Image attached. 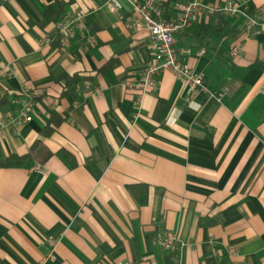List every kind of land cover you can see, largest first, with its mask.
<instances>
[{"label":"crops","instance_id":"obj_1","mask_svg":"<svg viewBox=\"0 0 264 264\" xmlns=\"http://www.w3.org/2000/svg\"><path fill=\"white\" fill-rule=\"evenodd\" d=\"M106 1L0 0V161L30 153L0 166V264H264V0H201L243 13L175 33L195 97L170 70L131 85L153 50L128 0ZM176 2L157 0L163 19Z\"/></svg>","mask_w":264,"mask_h":264},{"label":"built area","instance_id":"obj_2","mask_svg":"<svg viewBox=\"0 0 264 264\" xmlns=\"http://www.w3.org/2000/svg\"><path fill=\"white\" fill-rule=\"evenodd\" d=\"M128 2L132 10L130 20L126 23V26L136 31L145 30L153 50L151 59L140 72L137 81L133 82L132 80L131 85L140 93L149 92L156 85L155 76L161 71L170 70L182 81L190 97H195L200 91H206L207 87L203 76L196 73L179 59V55L174 49V35L193 26L203 14L235 16L243 13V10L234 4L233 1H228L223 6H220L214 3H204L201 0H177L175 4L176 17L165 20L162 18V11L157 4V0H145L143 2L128 0ZM106 6L112 11L120 8L117 0H107ZM85 15V12L76 11L63 16L56 22L61 46H69L70 38L75 30L84 28ZM257 24L258 16H246L245 27L247 32H254ZM88 41L93 43V38L88 37ZM238 51V46H234L231 54L236 55ZM203 52L204 50L201 49L200 53ZM32 113V106L27 102L23 105L19 115L13 122L17 124L29 122L32 119ZM38 167L36 166V169ZM173 240L174 236L168 234L164 239H159L158 241L163 248L168 249L171 248Z\"/></svg>","mask_w":264,"mask_h":264},{"label":"trees","instance_id":"obj_3","mask_svg":"<svg viewBox=\"0 0 264 264\" xmlns=\"http://www.w3.org/2000/svg\"><path fill=\"white\" fill-rule=\"evenodd\" d=\"M39 144L34 145V147L31 148V150H33L34 148H36ZM31 152V151H30ZM28 156H30V153L28 155H24V156H11L8 157L6 159H3L0 161V166H19L22 161L27 158Z\"/></svg>","mask_w":264,"mask_h":264}]
</instances>
